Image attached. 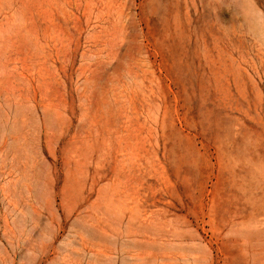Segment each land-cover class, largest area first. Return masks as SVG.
Segmentation results:
<instances>
[{
	"label": "rangeland",
	"instance_id": "rangeland-1",
	"mask_svg": "<svg viewBox=\"0 0 264 264\" xmlns=\"http://www.w3.org/2000/svg\"><path fill=\"white\" fill-rule=\"evenodd\" d=\"M115 262L264 264V0H0V264Z\"/></svg>",
	"mask_w": 264,
	"mask_h": 264
},
{
	"label": "bare ground",
	"instance_id": "bare-ground-1",
	"mask_svg": "<svg viewBox=\"0 0 264 264\" xmlns=\"http://www.w3.org/2000/svg\"><path fill=\"white\" fill-rule=\"evenodd\" d=\"M54 50V49H53ZM81 168V167H80ZM49 203V202H48ZM54 231V230H53ZM118 242V241H117ZM52 243V242H51ZM85 247V246H84ZM33 260H35L36 261V259H33ZM37 260H38V258H37ZM37 262V261H36ZM48 262V261H47ZM114 263V262H113ZM45 264V263H44ZM115 264H116V262H115Z\"/></svg>",
	"mask_w": 264,
	"mask_h": 264
}]
</instances>
